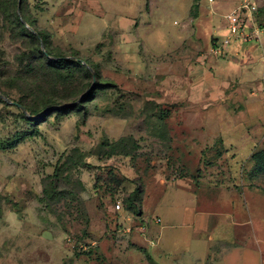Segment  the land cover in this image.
<instances>
[{
    "label": "rangeland",
    "instance_id": "rangeland-1",
    "mask_svg": "<svg viewBox=\"0 0 264 264\" xmlns=\"http://www.w3.org/2000/svg\"><path fill=\"white\" fill-rule=\"evenodd\" d=\"M241 1L0 0V264H264V71L187 92L193 65L214 76L204 55ZM18 18L102 78L45 67ZM73 101L87 116L52 112ZM192 207L213 214L207 231L185 224Z\"/></svg>",
    "mask_w": 264,
    "mask_h": 264
},
{
    "label": "crops",
    "instance_id": "crops-1",
    "mask_svg": "<svg viewBox=\"0 0 264 264\" xmlns=\"http://www.w3.org/2000/svg\"><path fill=\"white\" fill-rule=\"evenodd\" d=\"M225 25L226 23L223 25L221 24V27L214 28V33L223 30L226 34ZM215 38L219 37L216 36ZM258 49L264 51V45L259 46L253 43L234 44L230 49L229 56L223 58V61H220L219 58H214L211 61L208 60V63H210V66L214 69V76H212V73L210 74V71H208L209 69L205 66V60L203 63L193 65L191 68V77L194 82L192 88L187 90V92L191 93L189 97H193V94L199 95L206 94L207 92L211 93L212 97H216L220 91L225 89L231 79H240V82H243L241 86H244L246 79L255 77V68L262 72L264 71L263 64L259 67V65L255 63L259 55ZM211 76L212 82L206 85L205 79ZM183 217H185L184 222L187 226L193 227V229L200 233L207 231L211 227L213 220L212 213L198 210L194 207L187 209Z\"/></svg>",
    "mask_w": 264,
    "mask_h": 264
},
{
    "label": "trees",
    "instance_id": "trees-1",
    "mask_svg": "<svg viewBox=\"0 0 264 264\" xmlns=\"http://www.w3.org/2000/svg\"><path fill=\"white\" fill-rule=\"evenodd\" d=\"M16 23L18 26H20L21 30L20 32L23 35L30 36L32 39H34L37 43V50H38V55L37 57L39 60L42 62V64L49 68V69H54V70H64L67 72V75H72L75 73L77 69H81L84 71L88 76L94 77V74L96 78L101 79L102 74L100 69L98 68V65L94 63L93 61L89 59H81L78 56H74L73 58H68L67 56H64L60 53L53 54L51 51L52 44L51 40L49 38V35L42 31V30H35V33L32 30H29V28L24 24V22L18 18L16 19ZM261 25H264L263 22H261ZM41 44L44 45L45 49L47 52L41 49ZM88 65V68L86 65ZM96 90H87L85 94V101L88 99L92 98V96L95 95ZM0 102H7L5 99L0 97ZM16 103V102H14ZM76 101H73L69 107H61L57 106L54 108L52 112H54L57 116L69 114L75 110L82 111L85 110V116H87V106L86 104L80 103L76 104ZM17 104L20 106L22 105L25 108V105L18 103ZM44 110H32L30 111V117L33 119H30L26 114L22 113V116L24 119H26L28 122H36L40 120L41 118H45L48 113L47 111L43 112ZM43 112V113H42ZM56 116V117H57ZM31 132L26 131L24 133L17 134L15 139L13 140H8L5 144L3 143L4 148H14L26 139ZM253 159L256 162V165L259 167V170L264 173V150L258 153H255L253 156ZM55 177L51 179V182L49 185L44 189L45 195H51L52 193H57L59 192L58 184H57V179H58V170H55ZM124 203L127 209L130 207H133L134 205V199L131 196H128L126 199H124Z\"/></svg>",
    "mask_w": 264,
    "mask_h": 264
},
{
    "label": "built area",
    "instance_id": "built-area-1",
    "mask_svg": "<svg viewBox=\"0 0 264 264\" xmlns=\"http://www.w3.org/2000/svg\"><path fill=\"white\" fill-rule=\"evenodd\" d=\"M213 2L214 0H209ZM259 5L257 0H242L231 12L227 13L226 34L221 38H215L205 58H225L229 56L230 49L237 43H253L264 45V25L259 18ZM264 61V56H263ZM121 203L116 209H121ZM161 222V219H158Z\"/></svg>",
    "mask_w": 264,
    "mask_h": 264
},
{
    "label": "water",
    "instance_id": "water-1",
    "mask_svg": "<svg viewBox=\"0 0 264 264\" xmlns=\"http://www.w3.org/2000/svg\"><path fill=\"white\" fill-rule=\"evenodd\" d=\"M42 47H43V50H44L45 52H47L43 44H42ZM95 77H96V76H95V74H94V78H95ZM20 107L23 108V110H25V108H24L22 105H20ZM46 234H47V235H46ZM45 236H47V237H49V238L51 237V235H49V232H45Z\"/></svg>",
    "mask_w": 264,
    "mask_h": 264
}]
</instances>
